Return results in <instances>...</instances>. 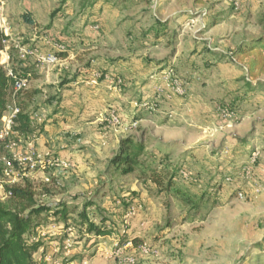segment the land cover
Here are the masks:
<instances>
[{"label": "rangeland", "instance_id": "rangeland-1", "mask_svg": "<svg viewBox=\"0 0 264 264\" xmlns=\"http://www.w3.org/2000/svg\"><path fill=\"white\" fill-rule=\"evenodd\" d=\"M68 1L64 4L63 0H7L5 18L11 42L19 44L21 50L47 54L45 50L51 48L48 44L55 47L68 36L81 35L88 24L91 27L103 24L104 29L109 22L119 24L122 20L120 27L130 22L133 25L139 23L145 29L160 20L169 25V38L177 32L175 40L179 45L174 52L180 49L190 54L196 42L204 53L208 48L213 54H219L217 58L210 55V68L202 63L207 57L199 55V67L210 70L208 78L213 93L207 102L213 109L208 121L210 126L203 127L199 121L185 123L184 128L195 146L187 150L185 144L179 146L173 158L177 168L182 167L189 173V179L177 178V184L198 203L196 207L187 206L172 194L149 192L137 174L122 177L114 171L99 176L98 183L93 180L84 183L80 190L68 193L67 188L60 185L56 169L42 166V162L56 157L53 150L39 151V134L17 139L14 147L6 149V154L13 159L35 154L37 170L28 173L27 177L24 173L18 175V165L9 166V159L3 158L0 152V187L5 189L29 180L38 192L39 206L55 209L66 206L73 212L72 222H77L78 214L91 204L87 207L90 221L100 225L105 220L106 226H111L114 232L108 237H97L78 233L75 227V231L69 233L66 227L58 226L51 218L44 219L42 229L57 227L46 235V240H58L60 244L56 248L49 245L43 254L36 255V264H132L131 261H135L134 264H264V75L253 80L247 73L248 60L232 62L223 58L244 42L264 34L259 25L264 15V0H152L151 5L143 0H109V8L103 16L104 9L100 11V7L84 11V0ZM26 13L32 14L35 25L22 20L21 16ZM43 42L50 48L42 46ZM159 47L158 53L167 50L165 43ZM21 50H18L20 56L23 55ZM26 59L47 69L61 63L60 60L56 66H47L32 56ZM168 70L185 86L186 98L189 81L178 76L173 65L166 66L165 71ZM169 96H173L171 91ZM184 98L174 96L171 100L183 102ZM135 101L152 114L165 111L169 102L161 98V102L155 104L143 101L142 96ZM138 108L139 104L128 111L130 118L122 116L117 109H108L106 115L103 113L100 123L93 128V132H98L103 139L97 140L94 147L87 144V148H80L90 156L84 164L91 160L92 168L108 166L110 153L103 155L100 152L102 156H99L95 146L102 148L103 142L106 145L110 137L109 151L115 148L121 135L142 140L144 132L147 139L154 140L150 129H144L149 124L140 126L132 119ZM221 109L234 112L236 119L225 121L221 118ZM131 110L134 113H130ZM33 111L35 114L36 109ZM109 112H115L120 118V126L105 122ZM152 117L147 122H159V115ZM189 152H194L196 160L187 161ZM252 158H256L257 163L251 170L252 179L246 180L245 168ZM232 173L236 177L235 183L226 181L232 178ZM239 191L246 192L242 199L237 195ZM132 208L136 215L129 218ZM67 236L73 241L68 251L63 246ZM135 238L145 250L133 245L131 240Z\"/></svg>", "mask_w": 264, "mask_h": 264}, {"label": "crops", "instance_id": "crops-1", "mask_svg": "<svg viewBox=\"0 0 264 264\" xmlns=\"http://www.w3.org/2000/svg\"><path fill=\"white\" fill-rule=\"evenodd\" d=\"M105 1L106 4L98 0L87 9L100 7V11L104 9L103 16L110 3L109 0ZM121 22L122 20L118 23ZM96 23L98 22H92V24ZM119 24L109 22L104 29L103 24L92 25L94 27L88 24L83 28L81 35L68 36L60 40L58 45H64L66 50L61 63L55 68H43L39 64L23 59L24 66L34 67L38 75V79L33 80L30 86V92L35 95L31 98L29 112L33 125L37 128L35 135L39 134L38 144L41 146L39 151L53 150L56 159L66 160L71 164L70 170L55 172L60 178V185L67 188L68 193L80 190L84 187V183L93 180L98 183L99 176L114 171L109 163L107 167L96 165L93 168L91 160L90 163L84 164L90 156L80 150L81 147L87 148V144L93 146L95 142H99L97 140L103 139L98 132H93V128L100 123L103 113L105 115L108 113V109H117L122 112V116L128 118V111L134 110V107L139 104L132 119L140 126L149 124L144 126V129H150V136L154 140L147 139L144 132L142 140L146 143L147 151L154 155L155 162L149 163L147 167L152 166L158 170L177 168L173 158L179 146L185 144V150L195 146L188 137L187 129L184 128L185 123L192 124L194 121L195 123L199 121L198 124L204 125L203 127L211 125L208 121L212 117L210 114L213 108L207 100L211 98L213 86L208 78L210 70L199 67L201 59L199 55L203 54L207 57L202 63L210 68V55L213 56L211 58H217L219 54H213V50L208 48L204 53L195 41L190 54L180 49L174 52L179 42L175 40L176 31L174 36L169 38V25L165 36L157 38L154 35L146 36L147 30L155 25V21L145 29L141 28L139 23L133 25L126 22L122 25L123 27ZM163 43L167 46V50L163 49L160 50L161 53H158L159 46ZM47 44L46 42L41 44L46 48L51 47L45 50L47 54L55 52V47L51 44H48L50 47L46 46ZM148 59L152 61L149 62ZM168 65H173L176 74L189 81L188 96L182 100L183 102L170 99L164 107L166 112L161 110V113L152 114L148 109H144L143 104L135 100L142 96L143 101L156 104L159 91H162L163 95L170 93L168 84L164 80L165 68ZM95 72H101L104 78L99 80L97 85H92L90 82ZM118 81L121 82L120 86ZM35 109L36 113L33 114ZM133 110L130 113H134ZM153 115H159L158 123L147 122V119H152ZM123 137L125 136L121 135L117 139L115 148L110 151L108 141L112 137L106 145L103 142L102 148L95 146L99 156H102L100 152L103 155L110 153L111 160ZM186 157L187 161L196 160L194 152H189ZM211 169H213L212 166ZM195 171L201 172L198 169ZM108 227L111 228V226ZM55 230L49 227L42 229L46 235ZM46 239H48L46 236L42 238L45 246L37 256L43 254L47 246L56 248L60 244L58 240Z\"/></svg>", "mask_w": 264, "mask_h": 264}, {"label": "trees", "instance_id": "trees-1", "mask_svg": "<svg viewBox=\"0 0 264 264\" xmlns=\"http://www.w3.org/2000/svg\"><path fill=\"white\" fill-rule=\"evenodd\" d=\"M97 1L84 0V11ZM143 1L149 5L152 4V0ZM63 2L66 4L69 1L63 0ZM21 17L26 24H36L31 13L23 14ZM259 25L264 29V15L261 17ZM167 29V23L156 20L155 25L147 30L146 36L154 35L157 38L165 36ZM6 48H9L10 69L13 76H8V72L0 60V122L10 104L16 82L24 79L31 83L38 79L34 67L24 66V60L15 48V44L0 29V55ZM57 55L60 59L64 56L63 53ZM223 58L232 62L248 60L247 73L249 77L253 80L258 79L260 75H264V34L251 42H244L232 50L230 54L224 55ZM249 86H251V82ZM34 95L29 89L18 96L17 100L21 113L15 120V136L0 144V152H2L3 158L9 159V162L15 167L17 164L11 156L6 154V149L17 139L32 136L37 132L29 112L31 109L30 101ZM154 162L155 157L147 151L146 143L143 140H138L134 136H127L120 139L118 148L109 164L114 168V172L122 177L137 174L146 190L151 193L172 194L187 206L196 207L198 203L188 197L186 192L177 184V178H181V172L184 169L178 167L158 170L152 166L147 167L149 163ZM231 176L232 182L235 183V174L232 173ZM5 192L8 194V198L5 202H0V264H36L35 257L45 246V243L42 239L35 240L33 238H37L36 234L43 226L44 219H49V217H52L53 222L66 227L71 232L75 231L73 228L76 227L78 233L80 231L81 233L84 232L85 235L94 234L97 237H108L114 233L111 228L106 226L105 220H102L100 225L90 221L87 207L91 204H87L83 212L78 214L79 220L77 222H72L73 212L66 206L56 209L51 206H39L37 202L38 192L29 180H25L20 185L6 187ZM65 239H68V236ZM131 241L134 246H141L138 238Z\"/></svg>", "mask_w": 264, "mask_h": 264}, {"label": "built area", "instance_id": "built-area-1", "mask_svg": "<svg viewBox=\"0 0 264 264\" xmlns=\"http://www.w3.org/2000/svg\"><path fill=\"white\" fill-rule=\"evenodd\" d=\"M6 4H7V0H0V29L4 32V34L10 38V30H9V26H8V22L5 18V13H6ZM15 48L18 50H21L19 44H15ZM9 48H6L2 53H1V64L5 66L7 72H8V76L12 77V72L10 69V54L8 53ZM65 46L64 45H57L55 46V52L52 53H48V54H42L39 53L37 51H33V50H21L23 55H21L22 59H26L27 56H32L34 58L37 59V61L43 65H47V66H56L58 65V63L60 62V58L58 57L57 54L59 53H64L65 52ZM20 51V52H21ZM103 75H101L99 72H95L92 75V80H91V84L92 85H97L99 83V80L101 79ZM164 80L166 81V83L168 84V89L171 91V94L173 96H169V93L166 94H162V91H159L158 93V100L157 103L159 104L162 100H168L170 101V99L174 96H178L181 98H184V96L186 95V89L185 86L183 85V83L181 82V80H179L177 78V76H175V74L172 71H166L165 75H164ZM118 85H121V82L118 81ZM31 86V83L28 82L27 80H18L14 86L13 89V95L10 101L9 106L7 107V111L5 113V115L3 116L1 122H0V144L7 142L8 140H11L14 136H15V132H14V127H15V120L17 118V116L21 113V108L19 106L18 103V96L29 90ZM162 94V95H161ZM160 98V99H159ZM221 113V118L224 119L225 121H234L236 119V116L234 114V112H231L228 109H221L219 110ZM120 118L116 115L115 112H109V114L106 116L105 118V122H107L108 124H110L111 126H120L121 122L119 120ZM16 144L13 142L12 144L8 145L7 148L9 147H14ZM35 154L32 153L29 156L26 157H15L13 160L14 162L18 165L19 167V172L17 173L18 175H20V173H24L23 175H25V177H27L28 173H33L37 170L38 167V162L37 160L34 158ZM257 160L256 158H252L248 167L245 168L246 173H245V179L246 180H251L252 179V168L256 165ZM9 166H12V164L9 162L8 163ZM42 166L44 169L46 168H55L57 171L59 172H64L66 170H69L71 168V165L67 162L61 161L59 159H55V160H49L46 162H42ZM181 178L187 180L189 179V173L185 170H183L181 172ZM227 182H232V178L229 177L226 179ZM14 184H12L13 186ZM255 192H258V190H255ZM245 191H239L237 192V195L240 199H242L243 197H245ZM0 202H5L6 199L8 198V194L5 192V189H3L2 187H0ZM136 215V210L134 208H132L131 211H129L128 213V217L131 218L133 216ZM56 227H54L55 230ZM53 230V228H52ZM57 230V229H56ZM69 233H73L71 232V230H69ZM37 238H33V239H42L46 236V234L42 231V229H39L37 232ZM73 245V241L72 238L66 239L63 242V246L64 249L66 251H68L69 249L72 248ZM140 248H142L143 250H145V248H143V246H141ZM135 261H131L132 264H134Z\"/></svg>", "mask_w": 264, "mask_h": 264}]
</instances>
